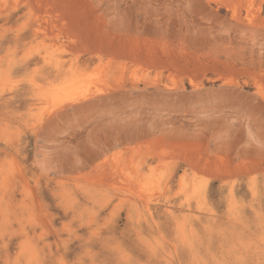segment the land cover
Returning <instances> with one entry per match:
<instances>
[{"label":"rangeland","instance_id":"1","mask_svg":"<svg viewBox=\"0 0 264 264\" xmlns=\"http://www.w3.org/2000/svg\"><path fill=\"white\" fill-rule=\"evenodd\" d=\"M0 264H264V0H0Z\"/></svg>","mask_w":264,"mask_h":264}]
</instances>
